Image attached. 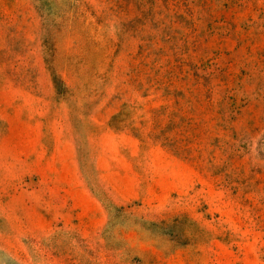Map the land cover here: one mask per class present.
<instances>
[{"label": "rangeland", "instance_id": "obj_1", "mask_svg": "<svg viewBox=\"0 0 264 264\" xmlns=\"http://www.w3.org/2000/svg\"><path fill=\"white\" fill-rule=\"evenodd\" d=\"M0 264H264V0H0Z\"/></svg>", "mask_w": 264, "mask_h": 264}]
</instances>
